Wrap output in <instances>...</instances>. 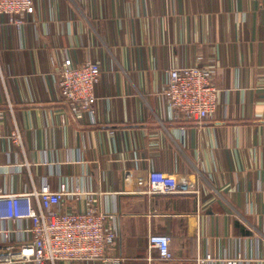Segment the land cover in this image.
I'll return each mask as SVG.
<instances>
[{
    "label": "crops",
    "instance_id": "1",
    "mask_svg": "<svg viewBox=\"0 0 264 264\" xmlns=\"http://www.w3.org/2000/svg\"><path fill=\"white\" fill-rule=\"evenodd\" d=\"M66 58L97 62L95 122L62 100ZM214 72L217 110L202 125L173 116L167 71ZM19 130L21 141L12 134ZM151 170L185 176L200 195L148 196ZM81 195L118 224L122 264H264V0H37L21 31L0 33V188ZM172 239V261L149 249ZM56 264H72L62 261ZM92 264H109L96 260Z\"/></svg>",
    "mask_w": 264,
    "mask_h": 264
},
{
    "label": "built area",
    "instance_id": "2",
    "mask_svg": "<svg viewBox=\"0 0 264 264\" xmlns=\"http://www.w3.org/2000/svg\"><path fill=\"white\" fill-rule=\"evenodd\" d=\"M37 0H0V33L5 26L21 31L26 18L36 11ZM165 87L160 93L173 116L193 119L202 125L217 110V91L214 72L202 65L179 66L168 70ZM102 68L97 62L77 64L66 58L57 71L60 94L71 106L78 119L87 116L95 122V86L102 79ZM21 141L20 131L12 134ZM137 192L148 196L200 195L196 182L185 176L151 170L137 181ZM81 195L61 183L52 190L44 182L40 188L24 192H9L0 188V264H92L102 260L122 264L112 249L120 237L109 213L94 204L95 193H88L89 205L84 210H71L65 200ZM149 249L162 261H172V239L165 234H152ZM210 254L198 257V263L212 261ZM242 254L225 260L224 264H241Z\"/></svg>",
    "mask_w": 264,
    "mask_h": 264
}]
</instances>
